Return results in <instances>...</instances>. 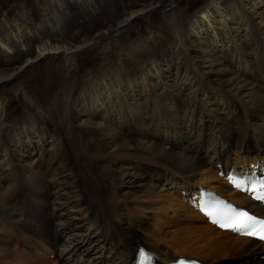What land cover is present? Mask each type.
<instances>
[{
  "label": "bare ground",
  "instance_id": "obj_1",
  "mask_svg": "<svg viewBox=\"0 0 264 264\" xmlns=\"http://www.w3.org/2000/svg\"><path fill=\"white\" fill-rule=\"evenodd\" d=\"M231 169L264 171V0H0V264H264L196 209H263Z\"/></svg>",
  "mask_w": 264,
  "mask_h": 264
},
{
  "label": "snow or ice",
  "instance_id": "obj_2",
  "mask_svg": "<svg viewBox=\"0 0 264 264\" xmlns=\"http://www.w3.org/2000/svg\"><path fill=\"white\" fill-rule=\"evenodd\" d=\"M209 215H214V212L209 211ZM220 222L219 220L217 221ZM221 226L235 228V229H251L248 233L249 235L259 236L264 239V220H259L258 218L250 215L247 211H234L229 219L223 223ZM142 254L147 256L144 250H141ZM182 264H195L194 261L182 262Z\"/></svg>",
  "mask_w": 264,
  "mask_h": 264
},
{
  "label": "rangeland",
  "instance_id": "obj_3",
  "mask_svg": "<svg viewBox=\"0 0 264 264\" xmlns=\"http://www.w3.org/2000/svg\"><path fill=\"white\" fill-rule=\"evenodd\" d=\"M145 23H146L145 20H143V19L139 20V22L137 24L136 33H144V31H145ZM102 57H103V53L102 52H96V51L88 50V51L84 52L80 56L79 63L82 66L90 68V67L96 65L97 62L100 61V59ZM24 103H26V98L24 96H22L20 93H17V95H16L15 91H11V97H10L9 104H8V108L10 110L17 109V108L19 110H21V108L25 105ZM28 198H29V196L26 195L23 198V201L24 202L25 201L28 202L29 201ZM49 257L53 259L54 258V254H50ZM199 260L202 261V259H199Z\"/></svg>",
  "mask_w": 264,
  "mask_h": 264
}]
</instances>
